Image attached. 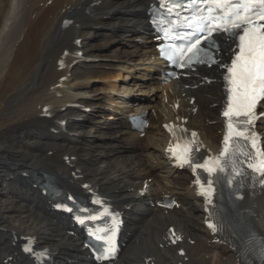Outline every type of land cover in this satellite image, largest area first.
Wrapping results in <instances>:
<instances>
[{"label": "bare ground", "instance_id": "obj_1", "mask_svg": "<svg viewBox=\"0 0 264 264\" xmlns=\"http://www.w3.org/2000/svg\"><path fill=\"white\" fill-rule=\"evenodd\" d=\"M149 1L0 0V264H34L19 251L20 236L50 248L47 264H68L65 257L91 264L33 188L37 170L55 171L71 186L87 181L124 209L125 246L113 264H245L229 245L212 242L190 176L172 167L164 150L169 122L193 130L203 152L218 150V72L209 84L204 72L163 83L146 21ZM140 111L150 122L143 138L125 121ZM107 114L111 122L102 120ZM72 129L81 138L73 140ZM258 130L264 136V118ZM145 177L153 178L146 206L135 199ZM166 195L180 208L150 205ZM246 198L248 223L264 237V188ZM169 226L179 237L174 247Z\"/></svg>", "mask_w": 264, "mask_h": 264}, {"label": "snow or ice", "instance_id": "obj_2", "mask_svg": "<svg viewBox=\"0 0 264 264\" xmlns=\"http://www.w3.org/2000/svg\"><path fill=\"white\" fill-rule=\"evenodd\" d=\"M206 6L208 16L204 20H215L216 23H206L204 27L208 28L209 37L213 32H219L222 35L228 34L238 36V51L235 52L231 59V64L227 66V105L223 115L227 118L228 133L225 135V143L230 140L231 136L242 137L249 141L252 148L256 150L255 157L244 152L243 155L249 157L247 167L257 176L264 175V148H258V138L254 132H249V128L253 125L256 118L255 109L257 104L264 100V11L259 6H264V0H203ZM259 5V6H258ZM227 9V11H225ZM219 10L220 15L212 14ZM220 21H224L222 26ZM202 34V32H201ZM200 40L196 39L195 43L187 49L175 51L168 59L173 63H177L178 67L184 68L185 58L187 57V65L190 66L193 58H198L201 49L199 47ZM162 55L165 52L162 51ZM179 61V62H178ZM197 62L203 63V60L197 59ZM235 118V122H234ZM195 135V133H193ZM172 156L181 165H189L193 169L202 168L209 174L224 173L225 168L218 166H210V162L206 160L204 164L195 163L193 161V148L189 145L176 144L168 149ZM227 149L221 152L224 156ZM219 161L216 162L219 165ZM237 175L240 173L237 172ZM200 184V181H196ZM214 181H208V188L211 189ZM232 183L231 180L228 181ZM259 183L264 185V180ZM204 185L201 184V188ZM72 199V197H68ZM62 205H57L61 207ZM70 211V209H68ZM80 223L83 220L77 218ZM95 219V217H92ZM115 220V218H114ZM209 227L214 231L216 226L209 223ZM115 228L112 229V235L107 238V247L97 256L98 260H108L115 252L114 245ZM179 239V237H177ZM25 251H31L25 248Z\"/></svg>", "mask_w": 264, "mask_h": 264}, {"label": "rangeland", "instance_id": "obj_3", "mask_svg": "<svg viewBox=\"0 0 264 264\" xmlns=\"http://www.w3.org/2000/svg\"><path fill=\"white\" fill-rule=\"evenodd\" d=\"M105 31H106V29H105ZM104 31V32H105ZM127 42H125V44H126ZM135 44H136V41H135ZM98 86H103V85H101V84H98ZM105 93V92H104ZM104 93H102V94H104ZM158 100V99H157ZM94 113V111H92V114ZM93 115H95V114H93ZM78 118L79 119H86V118H80V117H77V118H75L76 120H78ZM106 119H107V121H106ZM109 119H112L111 117H110V115L109 114H107L106 116H104V119H102V120H105L106 122H109L110 120ZM73 131V133L74 134H72V138H73V140H78L79 138H81V136H82V134H80V132H79V134L77 133L78 131L76 130V129H72L71 130V132ZM73 135H78L79 137L76 139ZM84 138H85V136H84ZM71 140V139H70ZM192 203H194V201H192Z\"/></svg>", "mask_w": 264, "mask_h": 264}]
</instances>
